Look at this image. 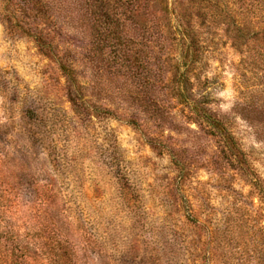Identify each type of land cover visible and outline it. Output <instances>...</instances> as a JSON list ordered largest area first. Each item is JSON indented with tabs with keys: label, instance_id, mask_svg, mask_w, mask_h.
Returning <instances> with one entry per match:
<instances>
[{
	"label": "rangeland",
	"instance_id": "rangeland-1",
	"mask_svg": "<svg viewBox=\"0 0 264 264\" xmlns=\"http://www.w3.org/2000/svg\"><path fill=\"white\" fill-rule=\"evenodd\" d=\"M257 179L264 0H0V262L264 264Z\"/></svg>",
	"mask_w": 264,
	"mask_h": 264
},
{
	"label": "trees",
	"instance_id": "trees-1",
	"mask_svg": "<svg viewBox=\"0 0 264 264\" xmlns=\"http://www.w3.org/2000/svg\"><path fill=\"white\" fill-rule=\"evenodd\" d=\"M39 41H41V39H38V42ZM178 92H179L178 93L179 97H183L181 89L178 88ZM205 118H206L205 122L213 130H215L217 132L218 136L222 139L224 144L237 151L235 154V157L239 159V163L243 166L242 167L243 172L247 173L249 171L248 161H247L244 153L242 152V150L238 147L237 141L235 140L234 136L229 131L227 126L223 122H221L217 118H214L211 115H207ZM253 185H254L255 189L258 190V194L261 197L262 203H264V190H263L264 187H263L261 181H259L257 179L256 181H254ZM16 256L17 255H14V257H16ZM14 257H11L10 255H8V256L5 255V257L0 262V264H18V263H16V261H13ZM4 259H5V261H4Z\"/></svg>",
	"mask_w": 264,
	"mask_h": 264
}]
</instances>
